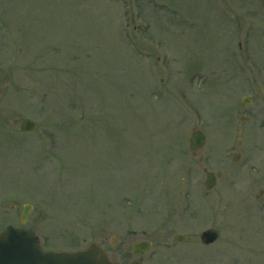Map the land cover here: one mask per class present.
Returning <instances> with one entry per match:
<instances>
[{"label": "rangeland", "instance_id": "1", "mask_svg": "<svg viewBox=\"0 0 264 264\" xmlns=\"http://www.w3.org/2000/svg\"><path fill=\"white\" fill-rule=\"evenodd\" d=\"M238 42L255 61L244 71L233 58ZM248 81L254 92L241 89ZM247 92L259 107L241 103ZM237 100L253 111L244 126ZM261 103L264 0H0V209L31 204L29 223L43 219L50 250L101 242L131 254L151 237L142 264H184L178 251L200 248L167 246L185 228L189 184L195 202L205 195L198 155L228 172L205 202L241 196L236 188L256 178L246 166L232 176L230 150L244 139L245 161L247 128L264 135ZM17 117L38 128L20 131ZM196 128L207 141L194 157ZM8 212L17 222L20 211Z\"/></svg>", "mask_w": 264, "mask_h": 264}, {"label": "flooded vegetation", "instance_id": "2", "mask_svg": "<svg viewBox=\"0 0 264 264\" xmlns=\"http://www.w3.org/2000/svg\"><path fill=\"white\" fill-rule=\"evenodd\" d=\"M246 48L244 49V44L242 42L237 43V49L234 51V61L239 64L241 67V70H247L250 69L252 62L254 63V59L252 56V51L250 50V45L245 44ZM249 82V81H248ZM247 85V84H246ZM236 88H239V81L235 82ZM246 88L245 86L241 85V89L245 90H252L254 92L253 84L252 82H249ZM245 87V88H244ZM235 89V88H234ZM235 92V91H234ZM247 95V96H246ZM244 95L241 99V103L244 104V98L246 97L249 99V103L253 102L251 96H249V93ZM249 97V98H248ZM248 103V104H249ZM239 102L236 101L233 108L236 110L244 112L243 115H240L241 118V124L244 126L247 124V121L250 120L253 116H250L253 111H246L242 110L244 108L240 107L238 108ZM258 106L257 104H253V106ZM259 107V106H258ZM261 109L264 110V103H261ZM260 109V111H261ZM234 111V110H233ZM248 112V114H246ZM242 114V113H241ZM26 117H17L13 120V125L18 126L20 129V123L21 121ZM254 126V124H252ZM259 126L261 128H264V120H262L259 123ZM264 130V129H263ZM246 133L248 134L250 140L252 139V146L250 147L249 151H251V154H248V158L244 161V155L243 150L244 148V139L239 138L233 144L230 150V154L232 157L233 163H231L230 170L232 171V176L234 175V172H236V169L248 168L253 172V177L256 178L255 181H251L249 187L244 189H238V192L243 193L241 196H235L232 197L228 191L216 193V197L211 199L210 201L205 202V198L207 192H210L206 190L205 188V195L202 196V199H199V202L197 203L193 200V197L191 195L192 191L194 192L192 186L189 184V189L185 193L186 195V202L184 204L183 208V216L184 217L183 222L185 224V228L183 231H174L171 234H164L166 238L171 236V240L173 241L175 238L179 239L183 237L184 241L180 244L173 243L172 245H168L167 247L170 248H177L179 246H184L186 243H195V246H198L200 248L199 251L191 250L187 246L184 253H181V251H178L179 254H176V256H184V264H264V154H261V151L264 150V148L259 146V142L264 141V135L258 136L256 135V128L249 126L247 128ZM257 143V144H255ZM245 151V150H244ZM194 157H197L196 154H192ZM191 155V156H192ZM199 160V168L203 171L207 168V166H204L206 162V158L202 155H198ZM243 160V161H242ZM242 161V162H241ZM210 170V169H209ZM217 172V171H215ZM228 176V173L226 172L225 175H223L220 178L214 179L215 189L217 190V185L219 184L220 180L223 177ZM186 182V180H185ZM205 180L203 181V183ZM238 181H233V184H237ZM205 187V186H204ZM233 194V193H232ZM234 196V195H233ZM25 204L19 205V204H11L8 208L0 209V217L1 215L5 214L7 218H4L2 224L0 225V235L8 228L9 226H14L17 228H26L27 230L35 232L39 237V246L42 250H48L46 241L41 236V230L40 225L43 222V219H37L38 225L31 226L29 223L30 215L27 223L21 224L20 215L22 212V209ZM240 206V207H239ZM8 210L13 211H20V214L18 216L19 224L15 222L14 218L11 217ZM33 211V209H32ZM31 211V213H32ZM5 212V213H4ZM30 213V214H31ZM232 214H235L234 220H230L229 217H231ZM41 216V215H40ZM240 216V217H239ZM197 218L199 220H196V223H202L203 225L198 226L194 223L195 219ZM46 218L44 219V221ZM249 222L247 223L246 222ZM192 223H191V222ZM194 223V224H193ZM39 226V228H38ZM199 227V228H198ZM197 228V229H196ZM210 233V237L215 236V239L213 241L205 242L202 240L203 234L205 232ZM225 238L228 243H233L234 246H238L240 241L246 242L248 244V250L245 252H241L240 254L236 251L229 250V246L225 243L221 242L222 239ZM117 243V238L114 240ZM199 241V244L196 245V242ZM239 243H236L238 242ZM139 242H146L150 243L152 247H154L153 243L154 240L151 239V237H145L143 240H140ZM136 242V243H139ZM225 242V241H224ZM97 243V246L93 248L91 251L88 250L90 247V243L87 244L85 247L80 249H75L72 252H78L80 250L86 251V254L83 256L82 260H76L72 264H104V262H108L109 264H125L128 262V249L124 252H118L114 255L109 253L108 247L109 244H106L105 247L104 244L101 242H95ZM115 243V244H116ZM132 244L131 246V256L132 260L129 264H142L145 260V257L147 254H141V255H134L133 253V246L136 244ZM114 246V245H113ZM173 246V247H172ZM177 246V247H176ZM194 246V248H195ZM4 246H0V264H26L28 261H23L20 257V254L17 253L15 256V253H9L5 250H2ZM238 250V249H237ZM233 253V254H232ZM41 261H39V264ZM179 264H182L180 261ZM62 264H69L67 261H65Z\"/></svg>", "mask_w": 264, "mask_h": 264}, {"label": "water", "instance_id": "3", "mask_svg": "<svg viewBox=\"0 0 264 264\" xmlns=\"http://www.w3.org/2000/svg\"><path fill=\"white\" fill-rule=\"evenodd\" d=\"M36 123L31 119H24L21 122V129L23 131H32L36 128ZM206 141L205 135L200 131L196 130L190 136V149L192 151H197L200 149ZM217 175H221L220 172ZM214 173L207 172L206 186L208 189L214 186ZM30 207H26L23 211L22 221H25L28 217ZM215 238V236H214ZM209 237L208 241L214 239ZM4 247L2 250H5L9 253H15V256L20 254V257L23 261H28L26 264H62L67 261L69 264H72L76 260H82V252L78 253H57L52 251H42L39 247L38 237L33 233L25 229H18L14 227H9L1 236H0V246ZM150 247L149 243H141L134 246V251L137 254H143Z\"/></svg>", "mask_w": 264, "mask_h": 264}]
</instances>
